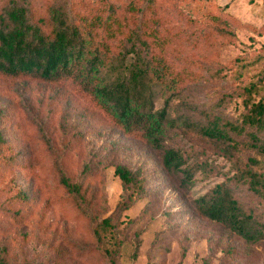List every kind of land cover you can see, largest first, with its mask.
Here are the masks:
<instances>
[{"label":"rangeland","instance_id":"1","mask_svg":"<svg viewBox=\"0 0 264 264\" xmlns=\"http://www.w3.org/2000/svg\"><path fill=\"white\" fill-rule=\"evenodd\" d=\"M7 1L0 0V7ZM29 1L45 12L65 0ZM68 1L81 7L80 0ZM87 1L83 11L107 3L124 9L131 0ZM154 5L163 24L159 37L169 41L168 60L177 71L193 72L183 97L221 103L218 113L241 119L247 112L243 87L264 74V0H154ZM173 48L180 54L170 52ZM243 64L246 73L240 77ZM78 88L71 79L54 83L0 73V258L5 264H110L95 235L106 217L120 233L116 264H264L263 246L245 252L239 239H227L221 225L204 219L196 203L236 173L237 159L255 158V167L264 171V152L242 143L244 135L235 136L239 149L228 154L191 131L174 129L166 147L183 150L196 170L193 184L184 186L180 172L165 168L164 150L103 120ZM117 164L139 172L143 198L134 188H123ZM62 177L81 184V194L68 193ZM236 190L246 204L264 211V202L245 187ZM20 192L27 200L18 198ZM126 203L131 206L123 210ZM13 209L23 215L21 222L9 217ZM78 245L95 250L82 254Z\"/></svg>","mask_w":264,"mask_h":264},{"label":"trees","instance_id":"2","mask_svg":"<svg viewBox=\"0 0 264 264\" xmlns=\"http://www.w3.org/2000/svg\"><path fill=\"white\" fill-rule=\"evenodd\" d=\"M80 2V8L68 0L52 3L45 12L29 0H8L2 5L0 73L7 78L44 82L75 81L78 90L90 96L99 117L111 120L124 134L164 150L165 168L180 172L184 186L193 184L196 170L187 165L183 150L166 147L174 129L191 131L228 154L239 149L235 136L244 135L242 143L264 152V74L241 91L247 112L241 119H229L218 113L221 103L208 105L183 97L186 80L193 72L189 68L177 71L168 60L169 41L159 37L163 24L154 0H147L145 6L131 0L124 9L107 3L103 8L93 7V11H83L89 8V1ZM170 52L180 54V49ZM246 68L247 64H243L240 77L245 76ZM256 96H260L258 101ZM157 100H161L159 105ZM0 142L4 143L1 135ZM258 163L252 157L237 159L236 173L196 201L199 214L221 225L227 239H239L245 252L264 247V211L246 204L236 186L245 187L251 197L264 202V171L255 167ZM115 174L124 189L134 188L138 198L144 197L139 172L117 164ZM61 182L68 193L75 197L81 194V184L72 183L67 177H62ZM18 196L27 200L26 193ZM130 206L126 203L122 209ZM9 217L21 222L23 215L13 209L9 210ZM95 235L97 249L108 256L110 264H116L120 233L111 217L97 223ZM76 248L82 254L95 250L84 245ZM139 248L138 241L134 258ZM0 264H5V259L0 258Z\"/></svg>","mask_w":264,"mask_h":264}]
</instances>
